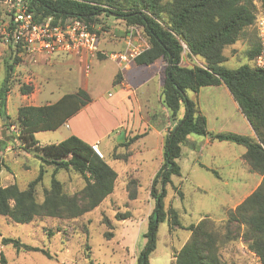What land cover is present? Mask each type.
<instances>
[{
	"label": "trees",
	"instance_id": "obj_1",
	"mask_svg": "<svg viewBox=\"0 0 264 264\" xmlns=\"http://www.w3.org/2000/svg\"><path fill=\"white\" fill-rule=\"evenodd\" d=\"M27 1L28 10L37 22L50 19L52 24H64L79 18L98 35L100 31L93 25L99 23V16L103 14L121 18L127 25H137L147 37L149 48L135 58V63L147 66L158 60L166 62L161 102L170 118L177 122L166 136L164 161L151 181L150 195L155 207L149 216L148 229L144 234L146 247L140 252L138 264H150L149 256L157 245L158 226L164 221H167L170 231L176 228L190 231L186 243L175 253L173 264H226L222 250L239 240L258 257L260 264H264V69L255 64L260 52L256 19L259 9L264 8V0ZM5 19V7L0 4V22ZM250 27L256 31L247 51L251 62L233 69L225 67V48L235 44ZM13 50L26 53L20 45ZM185 51L190 56L203 59L204 66L184 64L182 57ZM18 60L17 57L15 62ZM13 69V63L5 61L6 75L0 86V114L8 118L7 100ZM220 84H225L232 93L252 125L255 137L236 132L209 131L206 116L197 102L188 96V91L198 92L202 87ZM21 91L29 94L33 86L24 83ZM90 102L91 94L79 88L64 93L53 103L22 105L18 108L16 119L8 123V127L16 125L18 138L28 147L36 148L41 153L43 164L54 165V170L50 187L44 190V199L39 202L36 188L44 178V165L26 189H20L17 184L4 186L1 170L5 163L0 155V215L21 224L31 223L41 216L75 219L100 206L114 192L118 172L93 150L92 144L72 134L61 142L40 145L35 136L36 132L57 130ZM182 107L184 113L179 117ZM191 134L244 146L246 151L242 158L262 176L258 187L229 211L228 218L221 225L215 224L207 216L196 224L185 226L174 207L165 210L166 186L173 182L174 175H182L178 159L182 156L183 147L199 148L197 143L190 142ZM141 136L135 135L124 144H131ZM2 148H5V144ZM113 158H118L117 154L114 153ZM62 169H73L80 173L85 181L84 186L74 193L65 192L63 183L56 176ZM179 194L183 197L182 191ZM129 195L135 199L137 192H130ZM130 216V212H126L119 213L116 218L124 220ZM1 243L11 244L17 252L42 251L52 257L49 250L30 245L19 238L2 236ZM0 262L7 264L3 251H0Z\"/></svg>",
	"mask_w": 264,
	"mask_h": 264
},
{
	"label": "rangeland",
	"instance_id": "obj_2",
	"mask_svg": "<svg viewBox=\"0 0 264 264\" xmlns=\"http://www.w3.org/2000/svg\"><path fill=\"white\" fill-rule=\"evenodd\" d=\"M164 18L167 17L164 15ZM3 23L4 21L0 22V86L6 75L5 61L13 63L14 69L7 100V114L10 118L0 114V155L5 163L1 170L2 184L4 186L17 184L20 189H26L37 177L40 167L44 165L46 170L44 178L36 188L37 200L43 201L44 190L50 187L54 165L43 164L41 153L34 147H28L18 138L17 126L8 127L7 124L16 119L20 106L31 102L56 101L62 94L71 90L76 91L81 80L92 83L96 90L93 93L92 106L83 116L93 127V131L99 134L113 128L109 132L110 145L107 150L98 145L104 155L103 158L118 172L114 192L100 206L78 218L41 216L31 223L21 224L0 215L2 234L0 251L4 252L7 264H138V257L145 249V241H147L144 235L146 232L143 231L147 229L149 216L155 207L150 188L158 164L157 157L152 156L156 154V133L152 130L146 138L153 150L143 151L142 156L138 155L143 149L142 144L133 146L132 143L124 144L131 137L142 134L144 125L128 124L124 128H118L116 125L121 122V116H124V113L121 115L120 109L128 108L132 117L135 115L140 117L141 113L144 118L147 108L139 110L132 95L126 94L124 100L120 102L124 94L120 86L114 85L116 63L107 55L111 52L123 51L124 47L120 49V44L125 43L132 25H127L125 20L116 16L104 14L99 16V23L93 27L100 31L99 44L105 53L96 56L91 75L86 76L83 62L74 55H68L63 59L16 53L13 50L14 46L12 45V49L4 40ZM139 30L147 40L141 27ZM255 36L254 27L247 28L246 33L236 42L237 48L228 46L225 50L228 60L226 58L224 66L233 69L251 62L247 51ZM183 56L184 60L185 56L188 57L186 63L182 61L186 65L204 66L203 59L190 56L188 51H185ZM17 57L19 60L16 63ZM159 61L166 64L162 60ZM164 69L162 78H164ZM121 77V74L116 75L117 80ZM24 83L33 86L31 93H22L21 85ZM34 92L35 95L32 94ZM40 93L42 97L39 96ZM208 98L211 102L212 99H220L221 96L216 97L210 93ZM221 100H226V97H222ZM208 106L212 107V104L209 103ZM227 107L229 109V104L226 105ZM153 110L157 113L156 118L162 119L159 132L166 138L177 121L170 118L169 114L168 117L164 115L165 113L162 115L160 107ZM232 113L233 116L237 114L235 108L232 109ZM181 116L182 113L179 117ZM233 125L231 130L236 133L247 134L250 131L244 124ZM70 132L65 126L53 131L40 132L38 137L40 145L61 142ZM119 132H122V135L118 136ZM189 137L199 141L203 136L191 134ZM214 141L213 146H206L200 142L203 151L184 146L182 156L178 159L182 167V175H174L173 182L166 186L165 210L174 207L185 226L196 224L207 216L215 224H223L228 218L229 211L236 208L261 182L262 176L258 172L251 168L247 170L249 168L241 164L240 153L244 149L242 145L230 141ZM114 153L118 158H113ZM131 156L135 158L130 162ZM140 157H143V160ZM138 162H141L142 166L136 170ZM56 176L63 183L64 191L67 193L77 192L85 184L82 175L73 169H62ZM131 181L135 183H130ZM135 191L137 196L131 199L129 194ZM179 191L183 192V197L180 196ZM126 212L131 214L127 219L116 218L119 213ZM50 232L53 234L50 235ZM2 236L19 238L30 245L47 249L52 257L42 251L17 252L11 244L2 245ZM189 236V230L176 228L170 231L167 221L161 222L158 226L156 248L149 256L150 264H173V254L182 248ZM236 245L240 248V243ZM222 252L224 260L228 257L234 259L233 257L236 256L235 248L231 244ZM251 255L248 264H260L259 259L257 261L252 253ZM237 263L244 264L242 260H238Z\"/></svg>",
	"mask_w": 264,
	"mask_h": 264
},
{
	"label": "crops",
	"instance_id": "obj_3",
	"mask_svg": "<svg viewBox=\"0 0 264 264\" xmlns=\"http://www.w3.org/2000/svg\"><path fill=\"white\" fill-rule=\"evenodd\" d=\"M255 2L257 3V1H255ZM124 45H125V43L122 42L120 44V49L123 48ZM230 46H232L233 48H237L238 45H237V43H235V44H232ZM226 49H227V47L225 48V50ZM225 50H224V54L227 57ZM67 56L68 55H65V54H59V55H54L52 57L64 59ZM185 57H186L185 60H184V56L182 57V61L184 63H186L188 60V57L187 56H185ZM95 59L96 58L93 59V62ZM227 60H228V58H227ZM226 61H224V63ZM115 63H116L117 73L114 76V85L120 86L122 94H124L121 96L120 102H122L124 100V97L126 96V94H127V96L132 95L135 98L134 100L136 101L137 107L139 110L143 109L144 107H145V109L147 108L146 114H144L145 115L144 118H142L143 115L141 113H140V117H137L136 115L132 117V115H130V113L128 111V108L123 109V110L120 109L121 115H123V113H124V116H121V122L118 123L116 126L118 128H120V127L124 128L128 124L138 125V123H141V125L142 124L144 125V130H143L144 132L141 134L142 136L139 137L131 145V146L136 145V144L137 145H141V144L143 145V149H141L142 151H140L138 153V155H141L142 152L145 150H150V149L153 150L148 145L146 138L150 134V132H152V130H153V132L156 133V140H157L156 154H152V156H155L158 159L157 170L155 172V174H156L157 171L160 169L163 161H164V145H165V139L166 138L163 137V135L159 132L160 127L162 125V119L159 120L156 118L157 113L153 110V108H159L160 107L162 110L161 111L162 115L165 113L164 115L168 117L169 112H168L167 108L162 104L161 95H160L161 89H162V83H163L162 70L164 69L166 64L162 63L158 60L151 65L140 66V65L136 64L134 61L128 67L123 69L118 65L117 62H115ZM92 68H93V63H92ZM103 69L105 71L106 68L104 67ZM120 74L122 77L118 81H116V75L119 76ZM78 83H79V85L77 86V89L84 88L85 90H87L92 96V102H90L88 105H86L84 108H82L79 112H77L74 116H72L61 127L65 126V127L70 129L71 132L68 136L75 134V135L79 136L80 138H82L83 140L87 141L88 143H90V144L97 143L103 149L107 150L108 145H110L109 141H108V138L110 135L109 132L113 128H110L107 132H104L102 134H99V133L93 131L94 130L93 127L90 125V123L87 121V119L83 116V114L91 108L93 100H94V97H93L94 94L93 93L96 90H95L94 86L92 85V83H90V82L81 80ZM73 91H75V90H71L70 92H73ZM210 93L214 94L216 97H220V96H221V98L226 97V100L228 99V101L221 100V98L220 99L214 98L210 102V100L208 98V95ZM32 94L35 95V92ZM39 96L42 97L41 93ZM188 96L197 102L201 112L206 116L209 131H211V132H234L233 130H231L232 127L234 126L233 124L234 123H236V124L240 123V124H244L246 126V128H248V130H250L249 133L244 134V135H248L250 137L256 136L252 125L250 124V122L247 119V117L245 116V114L242 112L238 103L234 99L232 93L230 92V90L228 89V87L225 84H220V85H215V86H205V87H202L198 92L189 91ZM41 97H40V101L42 99ZM53 102H55V101H53ZM53 102H50V101L46 102V103L31 102L28 105H44V104H49V103H53ZM209 103L212 104V107L208 106ZM227 104H229V109H228V107L226 108ZM233 108H235L237 111V114L235 115L236 117L233 116V113H232ZM181 113H182V115L184 113L183 107H182ZM228 125H230V126H228ZM48 131H53V130H48ZM40 132H44V131H40ZM40 132H36V134H35L38 141H39L38 137H39ZM119 135H122V132H119L118 136ZM197 140L198 139H193V138L191 139L190 138V142L191 143H197L199 146L198 149L201 151H203V147H202V143H200V142H203L206 146H213L215 144V141L212 140L210 138V136H203L202 139H200L199 141H197ZM104 142L106 143V145ZM186 147H189V146H186ZM132 150H133V148H132ZM245 151H246V148L244 147V149L240 153L241 164H243L244 166H247V168H249L247 170H250V168H251L250 165L242 158V155L245 153ZM134 155L136 156V154H134ZM132 158H135V157L131 156L130 162H131ZM140 158H141V160H143V157H140ZM135 160L136 159H134V161ZM141 162H138V164L136 165V170L139 168V166L140 167L142 166ZM144 162H145V157H144ZM181 169H182V167H181ZM147 229H148V225H147ZM147 229L145 231H143V233L146 232ZM237 243H240V248H238V246L236 245ZM231 245H232V247L235 248L236 253H234V255H236V256L233 257L234 255H232V257L234 259L228 257V259L230 261L228 259H226L227 261L224 260L226 262V264H238L237 263L238 260H242L244 262V264H248V258L252 257V255L250 256V253H252L253 258H255V260L258 261V257L248 249V247L245 245V243L243 241L239 240V241L231 243ZM174 255L175 254H173V256ZM222 255H223V252H222ZM174 259H175V257H174ZM173 262H174V260H173Z\"/></svg>",
	"mask_w": 264,
	"mask_h": 264
},
{
	"label": "built area",
	"instance_id": "obj_4",
	"mask_svg": "<svg viewBox=\"0 0 264 264\" xmlns=\"http://www.w3.org/2000/svg\"><path fill=\"white\" fill-rule=\"evenodd\" d=\"M0 4L6 11L2 26L5 42L14 47L22 46L30 56L74 55L83 62L84 73L89 76L93 59L99 53H105L100 48L97 32L91 30L89 24L82 19L75 18L64 24H52L50 19L37 22L33 13L28 10L27 0H0ZM139 28L137 25L130 26L123 51L107 54L123 69L149 48V43L141 35ZM256 30L260 52L256 56L255 64L264 69V8L258 11ZM92 148L103 158L97 143H93Z\"/></svg>",
	"mask_w": 264,
	"mask_h": 264
}]
</instances>
